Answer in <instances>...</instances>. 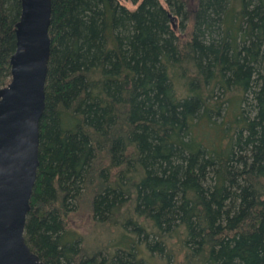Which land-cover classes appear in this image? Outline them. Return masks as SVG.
I'll return each mask as SVG.
<instances>
[{
  "label": "trees",
  "instance_id": "trees-1",
  "mask_svg": "<svg viewBox=\"0 0 264 264\" xmlns=\"http://www.w3.org/2000/svg\"><path fill=\"white\" fill-rule=\"evenodd\" d=\"M21 13L0 0V89ZM49 33L31 249L264 264V0H52ZM81 209L118 236L86 245Z\"/></svg>",
  "mask_w": 264,
  "mask_h": 264
},
{
  "label": "water",
  "instance_id": "water-1",
  "mask_svg": "<svg viewBox=\"0 0 264 264\" xmlns=\"http://www.w3.org/2000/svg\"><path fill=\"white\" fill-rule=\"evenodd\" d=\"M10 83L0 89V264H46L25 227L40 165L52 0H21Z\"/></svg>",
  "mask_w": 264,
  "mask_h": 264
},
{
  "label": "rangeland",
  "instance_id": "rangeland-1",
  "mask_svg": "<svg viewBox=\"0 0 264 264\" xmlns=\"http://www.w3.org/2000/svg\"><path fill=\"white\" fill-rule=\"evenodd\" d=\"M197 0H189V5L194 6L196 4ZM130 8H135L136 5H134L132 2L126 3ZM90 217L87 209H81L80 211L73 214V217L71 219V226L74 227V229L79 231V235H82L85 237V244L88 245L91 248H95L99 243L103 242H109V239L114 238L118 236V231L111 228L109 232H105V234H101L100 232L103 231L101 229H96L93 222L88 221L86 218ZM146 258V264H183L184 261L180 260L178 257V261L174 258L171 261H166L163 257L161 258H152L151 256H148L146 253H144Z\"/></svg>",
  "mask_w": 264,
  "mask_h": 264
}]
</instances>
